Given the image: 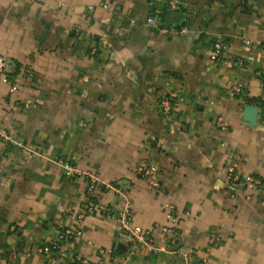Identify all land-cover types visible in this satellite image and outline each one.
Listing matches in <instances>:
<instances>
[{
	"label": "crops",
	"instance_id": "obj_1",
	"mask_svg": "<svg viewBox=\"0 0 264 264\" xmlns=\"http://www.w3.org/2000/svg\"><path fill=\"white\" fill-rule=\"evenodd\" d=\"M162 8L0 0V56L19 85L9 93L0 73V264H178L161 231L166 204L181 212L179 250L199 264H264V0L153 13ZM246 106L259 109L255 126L243 124ZM143 162L157 168V188L137 173ZM229 165L259 186L229 197ZM88 175L125 192L154 251L124 237V199L109 187L78 219Z\"/></svg>",
	"mask_w": 264,
	"mask_h": 264
},
{
	"label": "built area",
	"instance_id": "obj_2",
	"mask_svg": "<svg viewBox=\"0 0 264 264\" xmlns=\"http://www.w3.org/2000/svg\"><path fill=\"white\" fill-rule=\"evenodd\" d=\"M185 0H163V8L161 11L153 9V13L157 14L160 12H175L181 8V5ZM149 24L155 23V17L149 16L146 20ZM224 44L221 41L214 42L212 46V59L217 60L221 58L223 54ZM95 48L92 47L90 49V53H95ZM13 65L9 63V61L0 56V73L3 76V82H6L9 85V93H14L19 89V85L17 82L10 81L7 78V74L11 72ZM26 73L30 74V70L24 69ZM172 108V97L165 96L160 100L159 103V111L162 114H168ZM217 126L223 130H227V126L224 121L219 118L217 120ZM0 136H3L0 133ZM66 172L69 176L79 175V170L66 166ZM137 173L149 180V183L152 187H158V179H157V168L149 163L143 162L137 169ZM226 192L229 197H234L242 190L245 189H255V187L259 186L260 180L251 174H241L237 170L236 165H229L226 167ZM106 186L100 180L93 175H88V184L85 190V204L83 206V210L78 214V219H83L85 216L91 214L94 209L93 203L95 200V196L98 192L102 190V187ZM106 187L111 188L115 191V193L119 194L124 199L123 207L119 210L117 217L120 222L121 231L126 239H128L135 246H143L147 248L149 251H154L155 248L153 246L152 240L149 237L148 231L146 229L135 226L131 223L132 219V211L130 209L129 202L127 201L126 194L121 188H114L112 185H107ZM165 214H166V224L161 227V231L163 237L170 248L173 255L178 259V264H199L195 260H193L192 256L188 253H182L178 247V223L181 217V212L171 204H166L164 206ZM71 232L66 231L64 233L59 234L57 241L46 244L42 247V251L50 252L51 250L56 249L57 242L62 241L65 238L70 237ZM101 264H109V263H101Z\"/></svg>",
	"mask_w": 264,
	"mask_h": 264
},
{
	"label": "water",
	"instance_id": "obj_3",
	"mask_svg": "<svg viewBox=\"0 0 264 264\" xmlns=\"http://www.w3.org/2000/svg\"><path fill=\"white\" fill-rule=\"evenodd\" d=\"M259 109L256 106L243 108L242 119L245 126H255Z\"/></svg>",
	"mask_w": 264,
	"mask_h": 264
},
{
	"label": "trees",
	"instance_id": "obj_4",
	"mask_svg": "<svg viewBox=\"0 0 264 264\" xmlns=\"http://www.w3.org/2000/svg\"><path fill=\"white\" fill-rule=\"evenodd\" d=\"M16 71H17V70H16ZM16 71H15V72H16Z\"/></svg>",
	"mask_w": 264,
	"mask_h": 264
}]
</instances>
